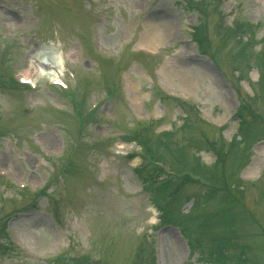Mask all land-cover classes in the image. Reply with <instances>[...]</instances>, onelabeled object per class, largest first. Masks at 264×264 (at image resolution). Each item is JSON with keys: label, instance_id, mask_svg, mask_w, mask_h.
<instances>
[{"label": "rangeland", "instance_id": "374dc122", "mask_svg": "<svg viewBox=\"0 0 264 264\" xmlns=\"http://www.w3.org/2000/svg\"><path fill=\"white\" fill-rule=\"evenodd\" d=\"M220 238L264 264V0H0V264H210Z\"/></svg>", "mask_w": 264, "mask_h": 264}, {"label": "trees", "instance_id": "16d2710c", "mask_svg": "<svg viewBox=\"0 0 264 264\" xmlns=\"http://www.w3.org/2000/svg\"><path fill=\"white\" fill-rule=\"evenodd\" d=\"M189 1V0H188ZM190 2V1H189ZM197 31H196V33L198 34V35H194L193 37H196V38H199L200 37V34H199V31H198V29H196ZM203 40V36H201V39H200V43H202L201 41ZM163 133V132H162ZM143 140L145 139V137L144 136H142L141 137ZM211 142V141H210ZM149 148V147H148ZM193 168V167H192ZM158 169V168H157ZM195 170V169H194ZM158 171H160L161 172V170L159 169ZM174 178V177H173ZM181 178H183V177H181ZM176 179V178H175ZM178 180H180V178H177ZM185 179H188L189 180V178H185ZM178 184H174L173 186V188H172V192L174 193V192H176L177 191V189H178V187L179 186H177ZM210 191H212V192H214V191H216V189L215 188H211V189H209ZM223 194L228 198V199H231V201H234L233 199V197L231 196V198L228 196L229 194L227 193V192H223ZM227 240L225 239V241H221V238L220 239H218L217 240V242H218V246H213V245H210L214 250H215V255H213V252H210V254H212L213 255V259H214V262L212 263L211 261H209L210 262V264H224V258H225V260H226V251H227V248H228V245L229 244H227V242H226ZM227 245V246H226ZM226 246V247H225Z\"/></svg>", "mask_w": 264, "mask_h": 264}, {"label": "bare ground", "instance_id": "6f19581e", "mask_svg": "<svg viewBox=\"0 0 264 264\" xmlns=\"http://www.w3.org/2000/svg\"><path fill=\"white\" fill-rule=\"evenodd\" d=\"M69 54L71 53V52H68ZM72 54V53H71ZM53 70H56V69H53ZM47 71H49V68H48V70ZM30 72V71H29ZM23 74L24 75H26L27 74V72H23Z\"/></svg>", "mask_w": 264, "mask_h": 264}]
</instances>
